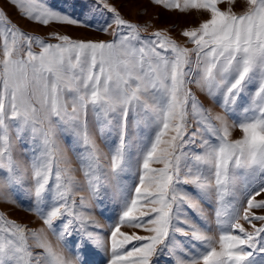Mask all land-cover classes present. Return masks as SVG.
<instances>
[{"label":"snow or ice","instance_id":"obj_1","mask_svg":"<svg viewBox=\"0 0 264 264\" xmlns=\"http://www.w3.org/2000/svg\"><path fill=\"white\" fill-rule=\"evenodd\" d=\"M10 2L42 26L83 25L48 0ZM100 2L109 41L54 33L50 43L0 10V203L23 208L16 190L27 182L25 210L44 226L0 213V264H87L89 244L110 253L107 264H264V0H246L242 14L224 0H152L208 13L181 31L191 47L159 30L143 36ZM69 151L87 198L76 199L84 188ZM106 170L133 177L107 242L91 214Z\"/></svg>","mask_w":264,"mask_h":264},{"label":"rangeland","instance_id":"obj_2","mask_svg":"<svg viewBox=\"0 0 264 264\" xmlns=\"http://www.w3.org/2000/svg\"><path fill=\"white\" fill-rule=\"evenodd\" d=\"M48 2L83 21V25L73 26L55 23L50 26L39 25L36 22L23 18L10 0H0V10H3L7 14L11 23L20 27L23 31H26L30 35L40 36L50 43L57 42L51 38L54 33L66 34L72 39L82 41H109L112 39L111 32L113 29H109L108 33L98 30L105 20L110 19L111 15L104 8L100 0H48ZM107 3L116 7L124 19L139 24L142 28L146 27L147 31H142L141 33L143 36H149L159 30L167 33L172 39L187 47H191L192 45L190 42H186V38L180 35L181 31L185 28L196 26L203 20L209 18L208 13L202 10H191L187 13H182L178 10L167 9L162 4H155L152 0H107ZM219 6L221 9L231 7L237 14H242L247 9L246 0H231V2L224 0ZM33 50L38 52L39 48L34 47ZM193 91L204 106L210 109L213 114L223 113V109L219 103L213 102L205 93L200 92L195 87H193ZM241 136L242 132L238 127L232 130V139H238ZM71 139L70 136L66 138V146ZM97 142H100L99 139ZM19 151L20 146L17 145L18 158ZM69 156L72 160L71 167L76 170L73 172V176L84 188L83 191L77 193L76 199L79 200L80 196L87 198L90 194L87 191V180L84 176V171L77 161L76 156L71 151H69ZM154 166L160 167L161 165ZM132 181V173L127 171L114 175L106 170V174L101 177L102 196L98 200L91 201V214L101 225L100 228L94 229V231L99 233L106 242L109 237L110 227L117 222L120 214L123 197L127 194L126 188ZM28 189L29 184L25 182L16 190V194L24 201L23 208L9 203H0V213L6 214L10 219L28 225L32 229L43 228L44 226L41 220L34 213L25 210L28 207V200L30 198ZM97 204L100 206L97 207ZM254 223L259 227L261 222L254 221ZM245 228L249 231L252 230L248 224H245ZM121 230L128 234L135 232L138 235H149V233L142 229L130 228L126 225H122ZM47 239L52 243L55 250L57 247L56 237L51 232H48ZM178 239L184 240L185 238L178 236ZM35 251L43 252L39 248ZM71 254L74 255V252ZM45 255L47 254L45 253ZM109 256L110 253L105 249L97 248L95 245L89 244L88 252L84 259L87 261V264H107ZM258 259H264V256L258 257Z\"/></svg>","mask_w":264,"mask_h":264}]
</instances>
